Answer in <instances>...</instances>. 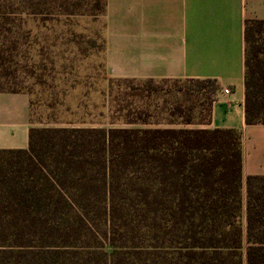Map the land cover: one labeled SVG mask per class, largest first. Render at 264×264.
Listing matches in <instances>:
<instances>
[{"label": "trees", "instance_id": "trees-1", "mask_svg": "<svg viewBox=\"0 0 264 264\" xmlns=\"http://www.w3.org/2000/svg\"><path fill=\"white\" fill-rule=\"evenodd\" d=\"M106 8L0 0V92L55 68L31 20L59 39ZM245 44V122L264 125V20ZM156 81H109L115 125L31 128L27 149L0 150V264H264V176L244 185L241 132L210 127L217 81L162 79L186 83L162 103Z\"/></svg>", "mask_w": 264, "mask_h": 264}, {"label": "crops", "instance_id": "crops-1", "mask_svg": "<svg viewBox=\"0 0 264 264\" xmlns=\"http://www.w3.org/2000/svg\"><path fill=\"white\" fill-rule=\"evenodd\" d=\"M106 19L110 78L217 81L210 127L241 132L244 185L264 176V125L245 122V22L264 0H107ZM29 119L27 94L0 92V150L28 148Z\"/></svg>", "mask_w": 264, "mask_h": 264}, {"label": "rangeland", "instance_id": "rangeland-1", "mask_svg": "<svg viewBox=\"0 0 264 264\" xmlns=\"http://www.w3.org/2000/svg\"><path fill=\"white\" fill-rule=\"evenodd\" d=\"M106 21V15L98 19L75 18L63 29L64 35L59 39L61 28L53 26L46 32L36 21L28 23L32 36H39L38 40L45 46L46 57L55 62V68L46 71L47 77L19 79L23 82L24 93L30 98L29 121L32 128H108L113 124L114 117L110 113L112 98L108 94L112 78L106 71V51L82 52L90 47V38L101 46L105 39ZM155 84L164 88L158 100L162 103L163 100L173 101L171 91L186 83L157 80Z\"/></svg>", "mask_w": 264, "mask_h": 264}, {"label": "built area", "instance_id": "built-area-1", "mask_svg": "<svg viewBox=\"0 0 264 264\" xmlns=\"http://www.w3.org/2000/svg\"><path fill=\"white\" fill-rule=\"evenodd\" d=\"M225 93H226V94H229V91H228V90H225Z\"/></svg>", "mask_w": 264, "mask_h": 264}]
</instances>
